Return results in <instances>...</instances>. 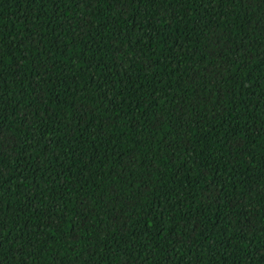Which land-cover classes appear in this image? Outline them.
I'll list each match as a JSON object with an SVG mask.
<instances>
[{"label": "trees", "instance_id": "16d2710c", "mask_svg": "<svg viewBox=\"0 0 264 264\" xmlns=\"http://www.w3.org/2000/svg\"><path fill=\"white\" fill-rule=\"evenodd\" d=\"M0 264H264V0H0Z\"/></svg>", "mask_w": 264, "mask_h": 264}]
</instances>
